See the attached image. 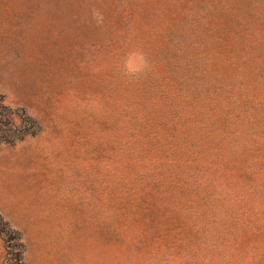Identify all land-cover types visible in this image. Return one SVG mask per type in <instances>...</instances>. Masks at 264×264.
<instances>
[{
  "label": "rangeland",
  "instance_id": "374dc122",
  "mask_svg": "<svg viewBox=\"0 0 264 264\" xmlns=\"http://www.w3.org/2000/svg\"><path fill=\"white\" fill-rule=\"evenodd\" d=\"M0 264H264V0H0Z\"/></svg>",
  "mask_w": 264,
  "mask_h": 264
}]
</instances>
